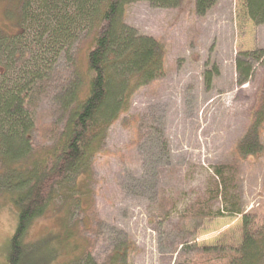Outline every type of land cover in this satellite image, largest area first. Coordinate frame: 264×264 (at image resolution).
I'll return each mask as SVG.
<instances>
[{
	"label": "rangeland",
	"instance_id": "obj_1",
	"mask_svg": "<svg viewBox=\"0 0 264 264\" xmlns=\"http://www.w3.org/2000/svg\"><path fill=\"white\" fill-rule=\"evenodd\" d=\"M5 3L0 0V26L8 23ZM122 20L159 42L164 73L132 91L90 160L89 175H70L68 193L32 222L23 264H194L201 252L238 246L239 212L264 206V123L260 152L238 151L264 102V64L250 58L246 83L237 70L238 59L247 60L243 53L264 49V23L250 18L246 0H217L204 14L195 0L173 6L136 0ZM96 32L79 29L57 55L38 51L48 63L26 106L34 146L49 145L61 128L59 98L87 84V47ZM28 59L14 57L10 74L29 72ZM221 166L226 187L215 173ZM11 197L0 189V264L17 222ZM66 227L73 236L60 241Z\"/></svg>",
	"mask_w": 264,
	"mask_h": 264
},
{
	"label": "trees",
	"instance_id": "obj_2",
	"mask_svg": "<svg viewBox=\"0 0 264 264\" xmlns=\"http://www.w3.org/2000/svg\"><path fill=\"white\" fill-rule=\"evenodd\" d=\"M132 1L136 0H5L3 12L8 23L0 26V189L12 195L17 208L6 264L24 263L32 222L52 207L56 197L68 193L70 175H89L90 160L103 149L108 126L127 110L132 91L164 73V50L159 42L138 34L122 20L125 6ZM151 1L165 6L177 2ZM216 1L195 0L196 12L204 14ZM246 5L250 18L264 23V0H246ZM87 27L97 31L87 47V84H75L59 98L62 126L52 134L49 145L36 147L31 138L35 122L26 106L37 83L46 77L41 64L45 67L47 60L37 53L44 50L57 55L70 45L67 43L79 29ZM248 53H243L246 61H237L240 83H246L251 75V65H246L250 58L264 64V49ZM18 54L31 58L24 62L31 63V70H20L14 77L10 74L15 65L12 60ZM263 123L264 102L253 112L251 124L239 142L241 155L256 154L262 148L259 131ZM215 173L226 187L224 168L217 167ZM200 207L202 215L212 216L208 207ZM239 214V245L201 252L192 263L264 264V206ZM66 228L65 236L58 235L60 241L73 236L74 228Z\"/></svg>",
	"mask_w": 264,
	"mask_h": 264
}]
</instances>
